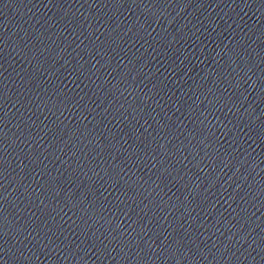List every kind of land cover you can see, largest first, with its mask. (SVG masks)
<instances>
[{"label":"water","instance_id":"1","mask_svg":"<svg viewBox=\"0 0 264 264\" xmlns=\"http://www.w3.org/2000/svg\"><path fill=\"white\" fill-rule=\"evenodd\" d=\"M228 0H0V177L108 80Z\"/></svg>","mask_w":264,"mask_h":264}]
</instances>
